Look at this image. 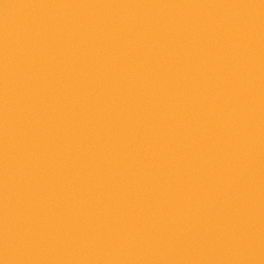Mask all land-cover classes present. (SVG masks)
<instances>
[{
    "label": "water",
    "instance_id": "obj_1",
    "mask_svg": "<svg viewBox=\"0 0 264 264\" xmlns=\"http://www.w3.org/2000/svg\"><path fill=\"white\" fill-rule=\"evenodd\" d=\"M0 264H264V0H0Z\"/></svg>",
    "mask_w": 264,
    "mask_h": 264
}]
</instances>
